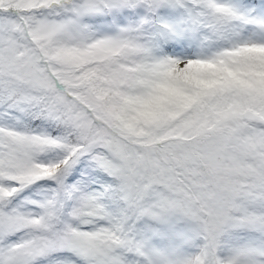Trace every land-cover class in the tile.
<instances>
[{
    "label": "snow or ice",
    "instance_id": "6c2138e0",
    "mask_svg": "<svg viewBox=\"0 0 264 264\" xmlns=\"http://www.w3.org/2000/svg\"><path fill=\"white\" fill-rule=\"evenodd\" d=\"M0 264H264V0H0Z\"/></svg>",
    "mask_w": 264,
    "mask_h": 264
}]
</instances>
